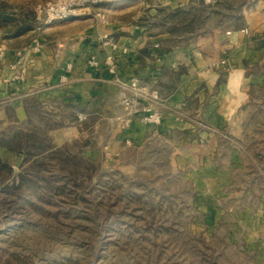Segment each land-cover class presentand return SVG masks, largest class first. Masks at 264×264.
Listing matches in <instances>:
<instances>
[{
	"label": "rangeland",
	"instance_id": "374dc122",
	"mask_svg": "<svg viewBox=\"0 0 264 264\" xmlns=\"http://www.w3.org/2000/svg\"><path fill=\"white\" fill-rule=\"evenodd\" d=\"M0 1V47L23 49L52 31L35 10L49 0ZM191 2L201 5L112 0L101 8L125 21L152 18L151 30L179 36L205 33L209 21L220 30L242 20L229 15L233 10L246 9L255 24L264 12V0H211L192 14L181 9ZM66 29L63 24L60 31ZM4 65L0 60V76ZM251 97L235 135L217 130L223 143L240 151V166L221 168L230 180L216 190L198 186L193 175L207 169L185 166L173 150L107 155L92 132L66 141L63 131L46 136L34 122H0V131L36 134L29 154L0 147V264H264V90ZM42 121L54 129L59 124ZM87 145L96 152L85 156L90 167L71 159ZM56 147L71 156L57 158ZM210 195L219 211L209 217L198 201Z\"/></svg>",
	"mask_w": 264,
	"mask_h": 264
},
{
	"label": "crops",
	"instance_id": "0c3cea01",
	"mask_svg": "<svg viewBox=\"0 0 264 264\" xmlns=\"http://www.w3.org/2000/svg\"><path fill=\"white\" fill-rule=\"evenodd\" d=\"M105 4L79 17L49 23L52 31L28 45L39 43L40 51H30L35 61L21 82L5 79L18 49L3 45L0 122L7 125L15 119L26 127L34 122L35 130L46 136L63 131L66 141L92 132L98 151L107 155L120 156L127 149L147 154L173 150L181 154L185 166L207 169L200 177L193 175L198 186L214 185L216 190L215 185L229 182L230 173L221 168L240 166V151L223 143L217 130L235 135L232 130L237 129L253 90H264V12L255 24L246 9L233 10L229 15L241 14L242 20L220 30L209 21L205 33L193 30L179 36L169 30H151L152 18L134 22L113 18L101 8ZM200 4L208 3L201 0ZM201 5L191 2L181 9L192 14ZM63 24L69 29L60 31ZM105 34L112 44L105 43ZM93 53L100 58L114 53L119 58L118 76L136 75L159 88L164 110L159 124L136 118L127 129L118 127L114 116L121 104L115 76L102 66L88 67ZM68 63L71 69L66 68ZM81 112L86 119L79 120ZM42 119L59 124L50 128ZM88 148L80 154L96 153L92 146ZM214 200V195L199 199L198 209L209 217L217 215Z\"/></svg>",
	"mask_w": 264,
	"mask_h": 264
},
{
	"label": "built area",
	"instance_id": "2783aa9c",
	"mask_svg": "<svg viewBox=\"0 0 264 264\" xmlns=\"http://www.w3.org/2000/svg\"><path fill=\"white\" fill-rule=\"evenodd\" d=\"M112 0H49L39 3L35 10L44 16L47 23L55 20H68L84 15L97 5L109 3ZM211 2V0H206ZM105 43H111L108 34L103 35ZM40 51L39 43L16 51V59L8 64L7 81L21 82L25 79L29 66L34 64L35 57L31 54ZM5 57V48L0 47V60ZM226 64L225 61L222 62ZM88 67H104L115 76L114 84L118 88L121 111L114 116V121L121 129H127L136 118L144 123L159 124L164 116L163 99L157 86L143 81L139 76L121 78L118 76L119 58L114 53H107L103 58L93 53L87 61ZM71 63L66 68L71 69ZM66 76L63 77V80ZM79 120L86 119L85 113L78 114Z\"/></svg>",
	"mask_w": 264,
	"mask_h": 264
},
{
	"label": "trees",
	"instance_id": "16d2710c",
	"mask_svg": "<svg viewBox=\"0 0 264 264\" xmlns=\"http://www.w3.org/2000/svg\"><path fill=\"white\" fill-rule=\"evenodd\" d=\"M1 1H0V5H1ZM2 9L0 8V13H1ZM11 20L14 21L16 20L15 16L11 17ZM36 138V134L34 132H23V131H16L12 134L6 132V131H0V147H8V148H12V149H24L25 151H27V153H31L32 152V146L34 143V139ZM55 150V151H54ZM53 151L55 152V156L57 158L62 157V155H64L65 152L63 148L61 147H56ZM66 156H71L67 153ZM67 158V157H66ZM64 158V159H66ZM71 159L75 160V163L77 162H83V163H87L90 167V161L88 158H86L85 156H71ZM74 174H77V170H73ZM21 186V182H18L17 184H15V187L18 188Z\"/></svg>",
	"mask_w": 264,
	"mask_h": 264
}]
</instances>
